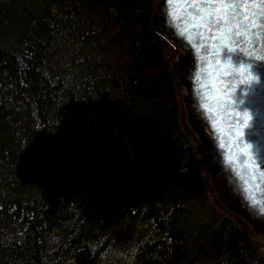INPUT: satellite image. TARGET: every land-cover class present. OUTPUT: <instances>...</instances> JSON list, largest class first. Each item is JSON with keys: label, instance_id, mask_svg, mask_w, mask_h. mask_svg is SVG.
I'll return each mask as SVG.
<instances>
[{"label": "trees", "instance_id": "1", "mask_svg": "<svg viewBox=\"0 0 264 264\" xmlns=\"http://www.w3.org/2000/svg\"><path fill=\"white\" fill-rule=\"evenodd\" d=\"M153 0H0V264H264L213 201Z\"/></svg>", "mask_w": 264, "mask_h": 264}, {"label": "water", "instance_id": "2", "mask_svg": "<svg viewBox=\"0 0 264 264\" xmlns=\"http://www.w3.org/2000/svg\"><path fill=\"white\" fill-rule=\"evenodd\" d=\"M207 5H232L239 24L229 16H218V26L202 20ZM151 21L173 48L167 63L182 125L195 143L212 199L263 250L264 0H153ZM225 30V43L236 49L226 54L232 63H225L220 46Z\"/></svg>", "mask_w": 264, "mask_h": 264}, {"label": "snow or ice", "instance_id": "3", "mask_svg": "<svg viewBox=\"0 0 264 264\" xmlns=\"http://www.w3.org/2000/svg\"><path fill=\"white\" fill-rule=\"evenodd\" d=\"M206 7H208L210 11H208L204 16L201 17L202 20H205V19L211 20L212 25L218 26L219 23H223L222 19L220 21H217L216 18L218 16H229L232 21H235L239 24L238 9L234 8L232 5H220V6L207 5ZM243 19L248 20L249 17L245 15ZM239 26L243 27L242 24H240ZM228 34L229 32L227 30L221 31L219 34V40H220V46L223 48V53L225 56V63H232L234 62L232 56L226 55V54L233 53L236 51V49L233 47H229L228 44L225 43L228 37ZM212 39L215 40L216 36H212ZM260 166L264 168V166L262 165Z\"/></svg>", "mask_w": 264, "mask_h": 264}, {"label": "rangeland", "instance_id": "4", "mask_svg": "<svg viewBox=\"0 0 264 264\" xmlns=\"http://www.w3.org/2000/svg\"><path fill=\"white\" fill-rule=\"evenodd\" d=\"M261 251L264 253V249L263 250L261 249Z\"/></svg>", "mask_w": 264, "mask_h": 264}]
</instances>
